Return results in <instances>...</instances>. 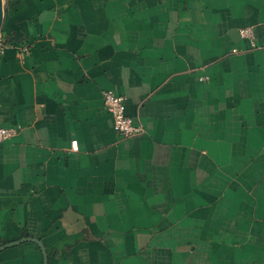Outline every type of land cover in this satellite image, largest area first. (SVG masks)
I'll return each instance as SVG.
<instances>
[{
  "label": "crops",
  "instance_id": "crops-1",
  "mask_svg": "<svg viewBox=\"0 0 264 264\" xmlns=\"http://www.w3.org/2000/svg\"><path fill=\"white\" fill-rule=\"evenodd\" d=\"M4 9L0 127L20 131L0 143V246L38 238L48 264H264V0ZM106 89L143 133L115 130ZM43 259L31 241L0 251Z\"/></svg>",
  "mask_w": 264,
  "mask_h": 264
},
{
  "label": "built area",
  "instance_id": "built-area-1",
  "mask_svg": "<svg viewBox=\"0 0 264 264\" xmlns=\"http://www.w3.org/2000/svg\"><path fill=\"white\" fill-rule=\"evenodd\" d=\"M239 35L243 39L249 40L253 47L257 46V34L253 25L242 26ZM5 47L4 39L0 37V51ZM27 51V47L23 48ZM104 104L107 111L114 119L115 130L123 136H135L143 133L144 126L136 122L127 113L126 97L116 93L112 89L103 90ZM19 127H0V143L19 134ZM71 149L76 152L79 150V142L74 139L71 141Z\"/></svg>",
  "mask_w": 264,
  "mask_h": 264
},
{
  "label": "water",
  "instance_id": "water-1",
  "mask_svg": "<svg viewBox=\"0 0 264 264\" xmlns=\"http://www.w3.org/2000/svg\"><path fill=\"white\" fill-rule=\"evenodd\" d=\"M4 2H5V0H0V31L2 29V25H3V21H4V11H5ZM26 241L34 242L41 248V250L43 252V258H44L43 264H48V252H47L46 246L40 239L35 238V237H24V238H21V239L16 240V241H11V242L5 243V244L0 246V251L6 249L8 247H12L14 245L26 242Z\"/></svg>",
  "mask_w": 264,
  "mask_h": 264
}]
</instances>
